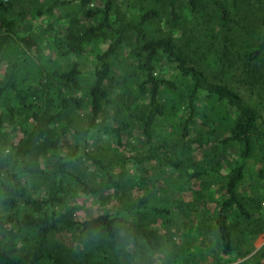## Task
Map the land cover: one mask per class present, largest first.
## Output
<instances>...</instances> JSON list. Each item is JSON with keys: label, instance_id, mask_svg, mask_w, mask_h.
Segmentation results:
<instances>
[{"label": "trees", "instance_id": "trees-1", "mask_svg": "<svg viewBox=\"0 0 264 264\" xmlns=\"http://www.w3.org/2000/svg\"><path fill=\"white\" fill-rule=\"evenodd\" d=\"M150 1L98 0L90 7L92 0H55L56 5L80 7L85 21L82 28L69 27L63 41L59 42V52L63 56L91 54L93 70L83 73L77 63L63 71L53 70L48 72L43 88L31 91L21 87L12 72L0 87V99L6 95L13 99L6 111L0 110V128L3 123L13 121V129L18 134L12 143L13 159L20 167L16 177L28 174L54 177L47 195L39 198L23 197L0 180L1 204L10 210L25 207L17 220V237L24 243L14 240L10 248L0 246V264H89L90 250L79 240L92 235L108 239V251L115 257L122 251L121 248L114 251L115 241L130 232L149 249H158L160 241L155 230L135 219H126L134 217L137 208H123L115 214L84 220L70 215L64 207L63 180L71 176L84 194H94V187L69 171L75 165L88 164L104 171L111 183L106 170L112 162L104 164L91 154L92 135L100 131L110 133L116 143L123 146L125 133L136 127L142 138L150 142L155 124L166 118L174 120L177 133L176 157L174 160L165 157L167 163L180 168L185 153L193 155L194 150H198L204 161L212 154V161L196 165L192 176L214 175L224 180V199L217 210L216 227L222 253L229 255L234 251L231 221L234 212L244 221L250 218L240 187L256 147L264 143V115L229 84L227 77L212 75L205 65L194 61L192 50L184 43L185 36L176 31L183 21V24L188 21L177 11L180 0H154L153 4ZM251 1L263 8L259 21L264 24V0ZM185 4L191 18L203 21L205 30L211 19H215L212 25L225 32L226 46L224 51L219 49L221 55H225V64L239 66L238 63H242L245 75L254 72V62L264 56V41L245 43L242 53L232 52V45H228L234 42L230 38L232 26L238 24L235 18L247 5L245 0H185ZM11 10V0H0V49L5 40L12 38L27 49L35 47L34 39L16 32L18 23L9 17ZM154 24L161 27L160 37L149 34ZM123 50L128 52L137 70L129 77L134 80L133 88L123 93L133 98L131 103L126 102L124 95L114 97L122 84H119L120 63L114 60ZM164 68H171L174 76L165 78ZM87 78L92 79L86 85ZM85 110L88 120L79 128L80 113ZM100 118L116 125L101 128ZM225 153L230 156L226 162L228 169L223 174L217 167L218 158ZM157 158L155 155L131 156L116 163L141 164ZM4 164L0 157V167ZM152 212L169 222L165 210L152 209ZM103 241L105 244L101 245L107 246V241ZM103 248L94 250L102 259L104 254L108 258V251Z\"/></svg>", "mask_w": 264, "mask_h": 264}, {"label": "rangeland", "instance_id": "rangeland-1", "mask_svg": "<svg viewBox=\"0 0 264 264\" xmlns=\"http://www.w3.org/2000/svg\"><path fill=\"white\" fill-rule=\"evenodd\" d=\"M11 1L12 10L9 17L18 23L16 32L34 39L36 44L35 47L27 49L17 39L5 40L0 49V87L4 86L12 72L19 85L31 91L43 88L48 72L53 70L63 71L74 63L79 65L83 73L88 74L93 70L91 54L63 56L59 52V42L63 41L69 27L82 28L85 22L80 7L75 4L56 5L55 0ZM245 1L247 5L242 7V11L235 18L238 24L232 26L230 38L234 42L228 43L232 45V52L239 50L242 53L244 44L249 41H264V24L259 21L263 8L251 0ZM54 3L56 6L52 7ZM97 3L98 0H92L90 7ZM153 3L154 0H151L150 4ZM177 11L188 20L187 25L183 24V21L176 31L178 35L185 36L184 43L192 50L194 61L205 65L212 75L227 77L229 84L264 115V56L254 62V72L245 75L242 63H238L239 66L224 63L225 55L222 56L219 49L221 47V51H224L226 46L225 32L219 26L212 25L215 19H211L205 30L202 20H195L193 16L191 18L185 0H180ZM162 27L166 29V26ZM149 34L160 37V25L154 24ZM212 41L218 44L210 46L208 43ZM114 62L120 63L119 68L122 70L119 79V84H122L114 93V97H117L133 88L134 80L129 77L137 70L127 51L123 50ZM162 71L167 79L174 76L171 68H164ZM91 79L87 78L85 84H90ZM139 80H136V83ZM62 93L65 94V91ZM124 96L127 103L133 102V98L128 97V94ZM170 99L172 101L171 96ZM12 104V96L6 95L0 99V110L6 111ZM87 113L86 110L80 113L82 121L79 128L87 122ZM14 119L17 121V115H14ZM102 120H98L101 128L116 125L111 120ZM13 128V121L3 123L0 128V157L5 162L4 166L0 167V180L14 187L23 197H45L54 182L53 176L28 174L16 177L20 167L14 162L12 143L16 141L18 134ZM124 136L123 146H119L110 133L100 131L92 135L89 148L91 154L104 164L112 162L106 170L111 183L107 181V176L101 169L88 164L75 165L69 170L71 174L86 181L96 192L84 194L71 176H65L64 207L70 215L79 220L102 214H115L123 208H137L134 217L126 219H135L155 230L159 235V248L149 249L144 241L130 232L115 241L114 251L122 249L115 257L113 252L108 251L109 242L104 236L81 237L79 242L86 245L91 253L89 264H264L263 142L256 147L240 187V195L245 196L244 202L250 218L244 221L243 217L234 212L231 231L235 249L231 254L224 255L216 227L217 210L224 199V180L214 175L199 178L192 176L196 165L202 166L212 161V154L204 161V157L197 153L198 150H194L193 155L190 152L184 154L181 158L183 166L180 168H174L167 163L165 157L173 160L176 157L174 143L177 141V133L171 118L155 124L150 142L142 138L136 127L129 128ZM144 155H155L158 158L141 164L116 163L121 158ZM229 156V153H225L218 158L220 162L217 169L223 174L228 169L226 162ZM152 209L165 210L169 222H165V219L152 212ZM24 212L25 207L10 210L4 207L0 200V246L10 248L9 245L14 240L24 243L23 239L18 240L17 237V220ZM103 240L107 241V246H102L105 244ZM21 247L25 248L23 245ZM102 247L108 251V258L104 254L102 259L95 251Z\"/></svg>", "mask_w": 264, "mask_h": 264}]
</instances>
